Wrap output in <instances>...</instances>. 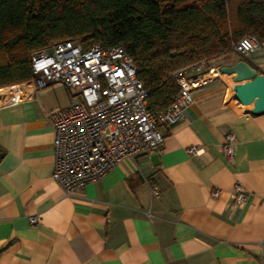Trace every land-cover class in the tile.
<instances>
[{
	"label": "crops",
	"instance_id": "0c3cea01",
	"mask_svg": "<svg viewBox=\"0 0 264 264\" xmlns=\"http://www.w3.org/2000/svg\"><path fill=\"white\" fill-rule=\"evenodd\" d=\"M238 60L264 75V42L219 66ZM208 68L182 118L160 127V150L124 158L71 194L52 178L50 113L72 92L22 82L10 86L23 99L6 103L10 86L0 88V264H264V110L240 101L232 75ZM228 132L232 157L221 149ZM236 182L243 206L232 201Z\"/></svg>",
	"mask_w": 264,
	"mask_h": 264
},
{
	"label": "trees",
	"instance_id": "16d2710c",
	"mask_svg": "<svg viewBox=\"0 0 264 264\" xmlns=\"http://www.w3.org/2000/svg\"><path fill=\"white\" fill-rule=\"evenodd\" d=\"M243 35L264 42V0H0V88L35 79L32 54L57 41L118 44L161 112L179 90L173 71L233 53Z\"/></svg>",
	"mask_w": 264,
	"mask_h": 264
},
{
	"label": "built area",
	"instance_id": "2783aa9c",
	"mask_svg": "<svg viewBox=\"0 0 264 264\" xmlns=\"http://www.w3.org/2000/svg\"><path fill=\"white\" fill-rule=\"evenodd\" d=\"M259 47L252 35H243L233 45L235 53L248 55ZM207 61L199 60L172 72L179 90L170 106L161 112L147 108L148 92L136 76V68L122 45L95 44L85 47L78 39H65L45 47L31 57L37 88L59 83L72 92L70 103L50 113L54 127L53 180L66 194L106 176L124 158L160 150L171 126L194 100L193 90L212 73ZM3 101L23 99L14 86L4 91ZM235 136L224 135L222 152L232 157ZM194 147L188 152H197ZM218 189L210 191L215 197ZM232 201L243 206L248 193L236 182ZM36 223L37 218H29Z\"/></svg>",
	"mask_w": 264,
	"mask_h": 264
},
{
	"label": "water",
	"instance_id": "95a60500",
	"mask_svg": "<svg viewBox=\"0 0 264 264\" xmlns=\"http://www.w3.org/2000/svg\"><path fill=\"white\" fill-rule=\"evenodd\" d=\"M221 74L232 75V90L243 103H252V112L264 110V75L245 60L218 67Z\"/></svg>",
	"mask_w": 264,
	"mask_h": 264
},
{
	"label": "rangeland",
	"instance_id": "374dc122",
	"mask_svg": "<svg viewBox=\"0 0 264 264\" xmlns=\"http://www.w3.org/2000/svg\"><path fill=\"white\" fill-rule=\"evenodd\" d=\"M233 53H235V52H233ZM224 57L225 56H220V57L209 60L206 64V68L207 67H219L220 62L223 61Z\"/></svg>",
	"mask_w": 264,
	"mask_h": 264
},
{
	"label": "bare ground",
	"instance_id": "6f19581e",
	"mask_svg": "<svg viewBox=\"0 0 264 264\" xmlns=\"http://www.w3.org/2000/svg\"><path fill=\"white\" fill-rule=\"evenodd\" d=\"M216 71H213V74L211 75V76H215L216 75V73H215Z\"/></svg>",
	"mask_w": 264,
	"mask_h": 264
}]
</instances>
